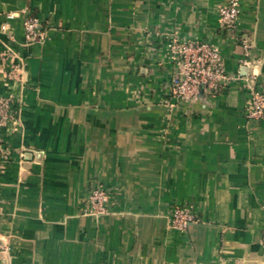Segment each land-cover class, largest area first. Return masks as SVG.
Returning a JSON list of instances; mask_svg holds the SVG:
<instances>
[{"label":"crops","instance_id":"0c3cea01","mask_svg":"<svg viewBox=\"0 0 264 264\" xmlns=\"http://www.w3.org/2000/svg\"><path fill=\"white\" fill-rule=\"evenodd\" d=\"M227 1L0 0V27L23 10L50 27L35 43L22 16L0 29L24 68L0 74L17 115L0 130V264H264V119L246 117V81L190 102L169 86L176 34L264 91V0H240L234 29L220 24ZM96 185L109 211L84 214ZM175 206L202 222L172 228Z\"/></svg>","mask_w":264,"mask_h":264},{"label":"built area","instance_id":"2783aa9c","mask_svg":"<svg viewBox=\"0 0 264 264\" xmlns=\"http://www.w3.org/2000/svg\"><path fill=\"white\" fill-rule=\"evenodd\" d=\"M242 12L240 0H228L219 7L218 15L221 27L234 29ZM22 16L25 42H45L49 38L50 27L38 16L26 11L8 12L7 20L1 25L2 31H10V21ZM12 34V33H11ZM14 38L13 35H11ZM167 54L174 66L173 74L169 81L171 92L179 99L193 101L200 87L209 97H215L222 92L233 80L244 79L250 89L249 97L245 102L246 117L250 119H264V91L255 88L252 84L254 71L246 76L231 74L225 67L224 58L220 50L212 43L203 39H182L176 34L167 42ZM244 67H255L256 63L251 58V45L244 43V54L240 59ZM23 64L13 48L0 50V74L7 81H19L23 77ZM250 83V84H249ZM13 98L9 94L0 93V130L9 121L16 119ZM1 152V148H0ZM111 193L99 186H92L87 200L89 208L84 214H105L109 211ZM202 222V219L192 210L182 207H173L170 224L171 227L184 231L191 223ZM261 241L264 244V230ZM11 246L8 237L2 229L0 208V258L10 259Z\"/></svg>","mask_w":264,"mask_h":264},{"label":"water","instance_id":"95a60500","mask_svg":"<svg viewBox=\"0 0 264 264\" xmlns=\"http://www.w3.org/2000/svg\"><path fill=\"white\" fill-rule=\"evenodd\" d=\"M199 94H200V95H205V92H204V90H203L202 87H200V89H199Z\"/></svg>","mask_w":264,"mask_h":264}]
</instances>
